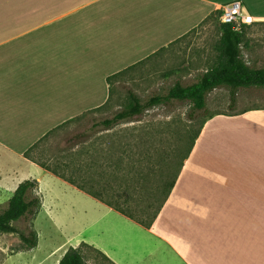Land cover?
Instances as JSON below:
<instances>
[{
	"label": "crops",
	"instance_id": "0c3cea01",
	"mask_svg": "<svg viewBox=\"0 0 264 264\" xmlns=\"http://www.w3.org/2000/svg\"><path fill=\"white\" fill-rule=\"evenodd\" d=\"M233 1L0 0V173L43 171L23 153ZM242 1L264 24V0ZM74 190L94 203L81 242L114 264H264V107L206 120L149 229Z\"/></svg>",
	"mask_w": 264,
	"mask_h": 264
},
{
	"label": "rangeland",
	"instance_id": "374dc122",
	"mask_svg": "<svg viewBox=\"0 0 264 264\" xmlns=\"http://www.w3.org/2000/svg\"><path fill=\"white\" fill-rule=\"evenodd\" d=\"M249 13L256 12L250 10ZM241 34L251 46L250 50L243 47V60L252 68L264 69V24L259 22L247 26ZM220 37L221 22L214 11L197 29L158 51L149 59L138 63L123 75L112 79V96L105 109L88 114L80 122H70L62 126L38 149L33 150L30 156L46 162L51 159L55 161L62 157L60 155H69L74 150L78 151L83 146L82 144L75 146L73 138L80 133H87L94 122L111 118L121 111L128 104L129 91L142 101H147L153 96L166 95L177 82L184 86L197 82L206 71L218 63ZM107 85L108 100L109 84ZM235 106L230 108L229 88L222 87L208 95L205 110L196 112L194 118L190 102L173 101L147 111L133 122L120 124L114 130L92 136L90 141L86 142V146L95 143L100 147L99 150L104 149L106 152L109 146L113 148L111 143L115 142L117 155H122L125 149L130 156L138 152L137 145L142 137L150 139V146L158 150L157 157L161 160L172 155V151L179 143V137L185 134L186 130L192 133L198 131L210 116L228 114L239 108L264 107V87L239 89ZM66 122L68 120L63 123ZM152 128L154 130H151ZM69 141H73L74 146ZM15 161L12 165L20 166L21 163ZM19 169L21 170L14 173H0V213L6 208L8 200L17 189L15 186L18 181L37 180L39 185L32 196H39L42 200L38 214L14 222V226L20 232L25 234H29L30 231L36 232L37 246L26 249L18 234H2L0 264H57L59 258L70 248L80 249L86 264H114L110 259L100 255L96 248L81 242L83 229L87 221H92L94 216L91 212L93 200L75 191V186L44 169L29 174L23 166ZM93 228L99 229L100 226Z\"/></svg>",
	"mask_w": 264,
	"mask_h": 264
},
{
	"label": "trees",
	"instance_id": "16d2710c",
	"mask_svg": "<svg viewBox=\"0 0 264 264\" xmlns=\"http://www.w3.org/2000/svg\"><path fill=\"white\" fill-rule=\"evenodd\" d=\"M216 14L219 15V12L217 11ZM242 37V34L235 31L231 25L221 24L218 63L206 71L197 82L188 86L177 82L166 95L153 96L147 101H142L129 91L128 104L121 111L111 118L94 122L87 133H80L73 138L75 146L79 144L83 146L78 151L74 150L69 155H60L62 157H58L55 161L51 159L46 162L30 156L33 150L38 149L62 126L70 122H80L88 114L105 109L112 96V79L123 75L136 65L108 77L109 99L103 106L76 116L52 129L25 152V157L142 227L151 228L169 199L179 173L188 160L206 121L194 133L186 130L185 134L179 137V143L172 151V155L161 160L157 157L158 150L150 146V139L147 138L141 137L137 145L138 152L130 156L125 149L122 155H117L115 142L111 143L113 148L109 146L106 152L103 151L104 149L99 150L100 147L95 143L86 146V142L100 132L111 131L120 124L133 122L147 111L173 101L190 102L194 118L196 112L205 110L208 95L222 87L229 88L230 108H233L239 89L264 87V69L252 68L242 58ZM73 141L69 142L74 146ZM152 154L155 156L153 157ZM38 185L35 179L21 183L8 200L6 208L0 213V235L18 234L26 249L37 246V234L34 231H30L29 234L20 232L14 226V222L38 214L42 200L39 196H32ZM96 251L109 259L101 251L97 249ZM59 264L86 263L80 249L70 248Z\"/></svg>",
	"mask_w": 264,
	"mask_h": 264
},
{
	"label": "built area",
	"instance_id": "2783aa9c",
	"mask_svg": "<svg viewBox=\"0 0 264 264\" xmlns=\"http://www.w3.org/2000/svg\"><path fill=\"white\" fill-rule=\"evenodd\" d=\"M244 8L240 0L223 5L217 10L221 24L231 25L235 31L241 32L245 27L257 23L256 18Z\"/></svg>",
	"mask_w": 264,
	"mask_h": 264
}]
</instances>
